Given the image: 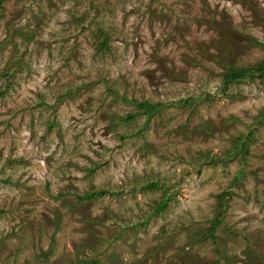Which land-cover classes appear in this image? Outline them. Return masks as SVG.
Masks as SVG:
<instances>
[{
	"label": "rangeland",
	"instance_id": "obj_1",
	"mask_svg": "<svg viewBox=\"0 0 264 264\" xmlns=\"http://www.w3.org/2000/svg\"><path fill=\"white\" fill-rule=\"evenodd\" d=\"M260 63L264 0H0V264H264Z\"/></svg>",
	"mask_w": 264,
	"mask_h": 264
},
{
	"label": "trees",
	"instance_id": "obj_2",
	"mask_svg": "<svg viewBox=\"0 0 264 264\" xmlns=\"http://www.w3.org/2000/svg\"><path fill=\"white\" fill-rule=\"evenodd\" d=\"M248 76L251 79L264 80V63H262V64L260 63L257 66L250 68L248 70H246V69H235V68L227 69V72L224 74L225 79L223 81V84L225 86H227L231 82L239 83L242 81L243 78L245 79ZM158 106H159L158 104H153V103H149V102H142V103L137 104V107L139 109L142 110V108H143V114H147V115H151V113L154 112L155 109L158 108ZM133 116H134V114H131L130 117H133ZM261 117L264 118V112L262 113ZM251 135L252 134L250 133L249 137H251ZM249 137L247 135V137L239 138L236 141L235 146H238L239 151H241V147L245 146V143L248 142ZM236 151H238V150H236ZM164 205H165V202H164V204L159 206L156 210L160 211ZM218 221H219L218 219L215 220L214 226H216L218 224Z\"/></svg>",
	"mask_w": 264,
	"mask_h": 264
}]
</instances>
